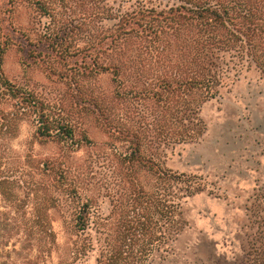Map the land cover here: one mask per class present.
I'll use <instances>...</instances> for the list:
<instances>
[{
  "label": "trees",
  "instance_id": "1",
  "mask_svg": "<svg viewBox=\"0 0 264 264\" xmlns=\"http://www.w3.org/2000/svg\"><path fill=\"white\" fill-rule=\"evenodd\" d=\"M9 4L11 14L31 5L41 22L32 26L37 38L21 43L12 28L0 27V264H17L13 255L25 264L45 262L58 247L48 210L63 199L77 202L79 234L59 264H151L168 254L188 227L184 206L203 188L160 158L204 138V106L245 72L264 79V0ZM12 47L24 54V72H39L46 84L5 75ZM103 76L110 89L99 83ZM25 121L35 124L39 140L71 152L92 144L87 134L77 140V124L94 122L122 143L114 192L83 202L65 158L15 157L9 142ZM103 200L106 212L98 208Z\"/></svg>",
  "mask_w": 264,
  "mask_h": 264
},
{
  "label": "rangeland",
  "instance_id": "2",
  "mask_svg": "<svg viewBox=\"0 0 264 264\" xmlns=\"http://www.w3.org/2000/svg\"><path fill=\"white\" fill-rule=\"evenodd\" d=\"M0 4V27L6 28V32L12 28V36L20 38L18 43L37 38L32 26H37L41 18L31 5L24 4L16 14H11L7 11L11 10L9 0H1ZM23 57L18 47L9 49L4 55L5 75L18 84L25 85L31 80L30 84L38 83L37 87L46 84L39 72L29 75L24 72ZM99 83L107 89L112 86L109 76L101 77ZM202 117L208 128L202 140L169 151L167 159L160 158L162 166L175 174L196 176L203 190L184 206L188 227L172 250L151 264H264L262 74L256 70L245 72L222 97L204 106ZM76 132L77 140L87 134L92 144L83 143L71 152L65 144L39 140L35 124L25 121L9 146L19 160L28 155L38 161L65 158L72 169L70 179L77 182L83 202L96 196L99 200V195L116 189L115 152L123 150L124 145L94 122L77 124ZM55 205L48 213L58 247L41 264H59L66 249L78 239L74 223L77 202L63 199ZM108 205L103 200L98 208L106 212ZM16 245L20 249V244ZM34 256L36 252L31 258ZM13 258L17 264H25L24 257L13 255ZM94 262V258L90 259V264Z\"/></svg>",
  "mask_w": 264,
  "mask_h": 264
}]
</instances>
